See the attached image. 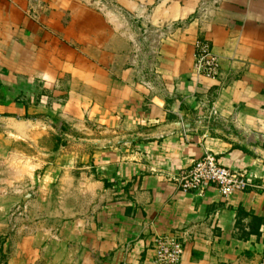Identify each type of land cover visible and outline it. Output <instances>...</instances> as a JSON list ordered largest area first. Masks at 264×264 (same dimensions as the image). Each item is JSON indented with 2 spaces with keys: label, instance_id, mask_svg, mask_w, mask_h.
I'll return each mask as SVG.
<instances>
[{
  "label": "crops",
  "instance_id": "crops-1",
  "mask_svg": "<svg viewBox=\"0 0 264 264\" xmlns=\"http://www.w3.org/2000/svg\"><path fill=\"white\" fill-rule=\"evenodd\" d=\"M111 12L0 0V264H153L161 236L182 243L180 264H260L264 0ZM199 40L217 79L195 71ZM207 152L252 186L182 191Z\"/></svg>",
  "mask_w": 264,
  "mask_h": 264
},
{
  "label": "built area",
  "instance_id": "built-area-1",
  "mask_svg": "<svg viewBox=\"0 0 264 264\" xmlns=\"http://www.w3.org/2000/svg\"><path fill=\"white\" fill-rule=\"evenodd\" d=\"M88 1L95 4L101 12L109 14V10L111 11L117 0ZM195 50L196 73L199 76L217 79L220 75V60L213 52L209 41L199 40L195 45ZM178 185L184 192H204L213 186L219 190L223 197L229 198L237 192L247 191L252 183L245 173L231 171L219 162L215 154L207 152L187 174L178 180ZM28 209V203H19L11 212L10 217L13 220L25 217ZM183 254L184 247L181 242L168 237H157L154 245L153 264H180ZM260 264H264V256Z\"/></svg>",
  "mask_w": 264,
  "mask_h": 264
},
{
  "label": "rangeland",
  "instance_id": "rangeland-1",
  "mask_svg": "<svg viewBox=\"0 0 264 264\" xmlns=\"http://www.w3.org/2000/svg\"><path fill=\"white\" fill-rule=\"evenodd\" d=\"M84 1H86V2H88V3H89V1H88V0H84ZM90 4H91V3H90ZM91 5H92V6H96L95 4H91ZM109 12H110V13H112L110 10H109ZM15 207H16V205H15ZM15 207L12 209V211L15 209ZM12 211H11V212H12ZM11 212H10V214H11Z\"/></svg>",
  "mask_w": 264,
  "mask_h": 264
},
{
  "label": "trees",
  "instance_id": "trees-1",
  "mask_svg": "<svg viewBox=\"0 0 264 264\" xmlns=\"http://www.w3.org/2000/svg\"><path fill=\"white\" fill-rule=\"evenodd\" d=\"M258 220H260V219H258ZM259 222H260V223H262L263 221H262V220H260Z\"/></svg>",
  "mask_w": 264,
  "mask_h": 264
}]
</instances>
